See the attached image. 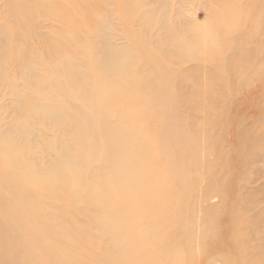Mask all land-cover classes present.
Segmentation results:
<instances>
[{
  "label": "bare ground",
  "instance_id": "1",
  "mask_svg": "<svg viewBox=\"0 0 264 264\" xmlns=\"http://www.w3.org/2000/svg\"><path fill=\"white\" fill-rule=\"evenodd\" d=\"M160 1L164 8L173 0ZM184 2L178 15L186 11ZM249 2L220 0L207 21L188 17L186 29H175L165 16L171 40L160 51L174 60L235 68L231 78H216L220 84L244 90L255 78L263 81L264 0ZM154 3L134 0L123 9L151 27ZM9 7L18 14L0 24V86L12 95L9 105L0 101V264H264L260 199L253 195L245 208L238 193L229 195V211L218 220L214 208H205L216 188L206 186L203 174L219 175L207 164L214 155L211 139L175 111L177 100L193 104L175 87L179 75L162 64L155 68L138 46L115 44L109 31L114 14L94 10L84 17L94 23L89 45L82 48L85 30L76 19L69 37L47 39L53 53L45 63L29 53L30 16L56 9L50 0H11ZM239 25L242 39H225ZM227 51L234 55L219 56ZM213 80L206 74L204 85ZM226 97L232 99L213 100ZM155 124L153 146L147 131ZM252 135L251 156L264 146V127H254ZM174 182L177 196L171 194ZM235 208L255 215L250 221L228 217ZM89 218L90 228L84 224Z\"/></svg>",
  "mask_w": 264,
  "mask_h": 264
},
{
  "label": "rangeland",
  "instance_id": "2",
  "mask_svg": "<svg viewBox=\"0 0 264 264\" xmlns=\"http://www.w3.org/2000/svg\"><path fill=\"white\" fill-rule=\"evenodd\" d=\"M44 1L46 0H42V2ZM179 1L180 0H173L171 6L163 8L161 6V1L156 0V3L152 5V7H155L154 12L157 14L156 22L152 24L151 27L147 25L145 27L143 21L139 17L131 18L123 9L124 4L130 5L134 0H86V5L82 3L81 6L80 0H50L51 5L56 9L58 15L53 11L50 13L51 15L43 14L45 9H37L36 12L30 16L32 19V29L30 31L31 35L29 36L28 43L29 53L32 57L45 59V63L50 61L53 51L50 49L48 52L47 39H58V37L62 35L69 37L70 34L67 29L76 19L83 21L85 37L81 44L84 49L89 45L91 36L88 35L94 28V23L89 20L90 12L93 10L99 11L104 14V17L109 13H113V23L109 31L112 34L114 43L120 46L131 45L141 48L151 60L152 64H154L155 68L156 64H162L166 70L173 73V76L175 74V76H177L178 74L179 78L175 82V87L179 92L184 91L189 94V100L193 104L186 103V99L177 100L175 103V111L188 120H192L195 124L193 126L195 130L197 132H205L209 137V141L210 139L212 141L214 155L209 156V160H207L208 163H206L211 164V166L217 170L219 177H211L210 174L208 177H205L203 174L202 178L206 186L215 184L216 188L214 194L211 195L204 205L205 208L211 207V209H215V211L211 213V216L212 214L214 217L217 216L218 220L224 212L229 211L228 202L231 200L227 199V197L229 195L232 196L234 193H238L237 198L241 207L244 206L246 208V206H249L253 195L256 199H260V204L264 206V146L257 151L256 155H253L254 157L251 156L249 150L252 143L256 142V136L252 137L254 127H264V76L263 81H258L257 78H255L251 81V85L249 84V86L242 90L241 88H237V83L228 85L226 83L220 84L216 79L220 75L231 78L235 72V68H230L227 65L224 66V68H218L216 64L207 62L206 59L182 58L181 56L179 60H174V58L162 54L160 48L163 45L169 44L171 40L168 35L164 34L163 19L165 16L175 29H186L184 26L188 24V17L190 18V22L192 20L201 22L207 21L211 14L210 9L216 6L217 2L220 0H184L186 11L182 15H178ZM249 1L251 2L252 0ZM255 1L257 3V0ZM250 2L248 3L249 6H251ZM10 4L11 0H0V24L6 20H12L15 14H18L16 11H10ZM260 4L262 5L261 1ZM87 16L89 17L84 20V17ZM261 23L262 26H264V20H262ZM240 27L241 25H239L238 29L235 31L236 34H233L231 37L227 36L225 39H229V41L242 39V30L245 29ZM145 33L149 37L147 41L144 36ZM252 37L253 38L247 35L245 39L254 40V36ZM256 40H258V38ZM262 44L264 45V41ZM231 52L232 51H227V56L223 54L219 56L228 59L230 56L232 57V55H234L232 54L233 52ZM250 62L257 63L258 60L251 59L249 64ZM38 68L41 74H45L44 66H39ZM147 71L157 72L158 70L150 67ZM206 74L214 77V80L207 86L204 85ZM19 82L24 83L22 74L21 76L19 75ZM134 95L135 94H131L130 96L134 97ZM225 95H231L232 99L226 97V99H223L219 104H215L213 100L214 97H222ZM203 96L206 98L209 97V100L207 99L199 106L198 104ZM11 97L12 95L7 92L6 86L1 85L0 101L9 105ZM10 107L11 106H8L7 109ZM7 115L13 116L12 108L8 110ZM213 124L215 128L212 126ZM147 136L152 140L153 146H155V142L158 138L156 124L154 125V129H148ZM49 137H54V131H52ZM261 144L263 145V143H260V145ZM139 151L142 153L143 148L138 147L137 152ZM170 170V168L165 169L166 172ZM192 177L194 179L196 174H193ZM233 182L239 185L237 186L239 190L237 187H234L232 184ZM171 190L173 196L178 195L176 182H174ZM220 192L224 193V195H218ZM224 196H226V198H224ZM63 206L64 212L70 211L69 205L63 204ZM226 208L227 210L224 211ZM230 211L231 214H229L228 217H243L247 221H250L255 215L254 210L240 211L235 208L234 210L230 209ZM84 224H88L90 228L93 225V220L89 218ZM222 247L223 246L217 245V248ZM98 248L100 247H93V250L97 251ZM201 263L202 262L197 264Z\"/></svg>",
  "mask_w": 264,
  "mask_h": 264
}]
</instances>
